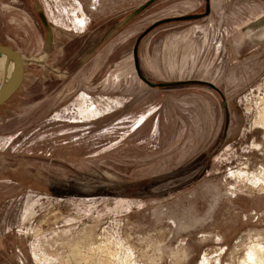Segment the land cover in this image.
<instances>
[{
  "label": "rangeland",
  "instance_id": "374dc122",
  "mask_svg": "<svg viewBox=\"0 0 264 264\" xmlns=\"http://www.w3.org/2000/svg\"><path fill=\"white\" fill-rule=\"evenodd\" d=\"M0 44V264H264V0H0Z\"/></svg>",
  "mask_w": 264,
  "mask_h": 264
},
{
  "label": "water",
  "instance_id": "95a60500",
  "mask_svg": "<svg viewBox=\"0 0 264 264\" xmlns=\"http://www.w3.org/2000/svg\"><path fill=\"white\" fill-rule=\"evenodd\" d=\"M0 53H5L10 55L18 65V78L14 83L13 87L2 97L0 98V106L3 105L22 85L24 75H25V66H24V57L15 49L10 46L0 44Z\"/></svg>",
  "mask_w": 264,
  "mask_h": 264
},
{
  "label": "bare ground",
  "instance_id": "6f19581e",
  "mask_svg": "<svg viewBox=\"0 0 264 264\" xmlns=\"http://www.w3.org/2000/svg\"><path fill=\"white\" fill-rule=\"evenodd\" d=\"M2 54V57L4 59V61L6 62H12L13 64V70H12V78L7 81L2 85V87L0 88V98H2L14 85V83L16 82L17 78H18V65L17 63L15 62V60L8 54H5V53H1ZM5 67V66H4ZM7 67V66H6ZM12 67V66H11ZM6 72V71H5ZM4 72V73H5ZM9 72V70H8ZM264 250V248L262 247H258V251L259 252H262ZM263 254V253H262ZM263 262V261H262Z\"/></svg>",
  "mask_w": 264,
  "mask_h": 264
}]
</instances>
